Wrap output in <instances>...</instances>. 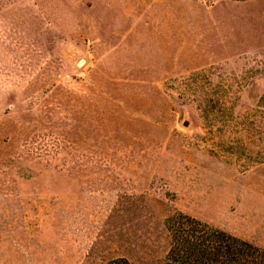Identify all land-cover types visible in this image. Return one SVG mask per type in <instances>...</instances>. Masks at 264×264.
Instances as JSON below:
<instances>
[{
  "label": "rangeland",
  "instance_id": "rangeland-1",
  "mask_svg": "<svg viewBox=\"0 0 264 264\" xmlns=\"http://www.w3.org/2000/svg\"><path fill=\"white\" fill-rule=\"evenodd\" d=\"M191 222L264 250V0H0V264H158Z\"/></svg>",
  "mask_w": 264,
  "mask_h": 264
},
{
  "label": "trees",
  "instance_id": "trees-1",
  "mask_svg": "<svg viewBox=\"0 0 264 264\" xmlns=\"http://www.w3.org/2000/svg\"><path fill=\"white\" fill-rule=\"evenodd\" d=\"M176 232L170 230L171 239L165 257L158 264H264V250L226 232L191 222ZM112 264H128L118 261Z\"/></svg>",
  "mask_w": 264,
  "mask_h": 264
},
{
  "label": "water",
  "instance_id": "water-1",
  "mask_svg": "<svg viewBox=\"0 0 264 264\" xmlns=\"http://www.w3.org/2000/svg\"><path fill=\"white\" fill-rule=\"evenodd\" d=\"M87 61L85 58H81L77 61L76 65L78 69L83 68L86 65ZM183 126L186 128H189L191 126V123L189 121L184 120L183 121Z\"/></svg>",
  "mask_w": 264,
  "mask_h": 264
}]
</instances>
